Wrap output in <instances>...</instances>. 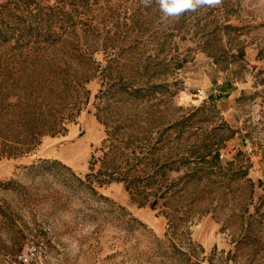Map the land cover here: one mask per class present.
<instances>
[{
    "label": "rangeland",
    "instance_id": "374dc122",
    "mask_svg": "<svg viewBox=\"0 0 264 264\" xmlns=\"http://www.w3.org/2000/svg\"><path fill=\"white\" fill-rule=\"evenodd\" d=\"M264 264V0H0V264Z\"/></svg>",
    "mask_w": 264,
    "mask_h": 264
},
{
    "label": "clouds",
    "instance_id": "9594fccd",
    "mask_svg": "<svg viewBox=\"0 0 264 264\" xmlns=\"http://www.w3.org/2000/svg\"><path fill=\"white\" fill-rule=\"evenodd\" d=\"M153 0H143L145 5H150ZM160 10L165 16L179 17L188 11H196L200 7L218 5L221 0H156Z\"/></svg>",
    "mask_w": 264,
    "mask_h": 264
},
{
    "label": "built area",
    "instance_id": "2783aa9c",
    "mask_svg": "<svg viewBox=\"0 0 264 264\" xmlns=\"http://www.w3.org/2000/svg\"><path fill=\"white\" fill-rule=\"evenodd\" d=\"M36 255V249L33 248H28L24 252H22L18 258L22 263L30 264L31 261L34 259Z\"/></svg>",
    "mask_w": 264,
    "mask_h": 264
}]
</instances>
